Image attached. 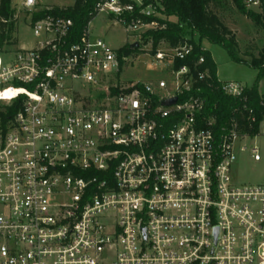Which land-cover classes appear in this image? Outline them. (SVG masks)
<instances>
[{"label":"built area","instance_id":"obj_1","mask_svg":"<svg viewBox=\"0 0 264 264\" xmlns=\"http://www.w3.org/2000/svg\"><path fill=\"white\" fill-rule=\"evenodd\" d=\"M37 5L24 0L43 40L0 52V264H264V184L232 176L251 135L206 113L205 57L148 42L165 74L129 81L131 52L91 31L107 14L139 50L170 19L164 0H99L76 42L71 18L33 20ZM220 85L246 102L247 86Z\"/></svg>","mask_w":264,"mask_h":264},{"label":"trees","instance_id":"obj_2","mask_svg":"<svg viewBox=\"0 0 264 264\" xmlns=\"http://www.w3.org/2000/svg\"><path fill=\"white\" fill-rule=\"evenodd\" d=\"M99 0H75L72 6H51L33 13V20H37L47 14L59 15L73 20L70 36L71 42H76L87 26V22L94 18V6ZM238 12L255 25L264 29V0H259V11H254L246 5L244 0H231ZM223 0H164V12L170 18L166 20V26L153 31L152 38L148 41L156 51L163 44L177 46L188 40L194 46L192 57L198 59L205 57V66L210 69L211 87L204 86L206 97V113L216 117L217 127L225 125L232 117H237L241 134L248 133L251 136L259 134L261 123L264 121V96L259 92L258 86L264 77V47L259 56H253L250 61L242 58L238 50L236 34L221 20L212 6H219ZM15 10L12 0H0V52L6 44H10L11 34L15 30ZM174 17L176 20H171ZM194 34L199 36L195 40ZM207 40L211 44L223 47L234 62L246 64L258 70V76L253 86L246 89L247 100L237 99L226 95L220 85L217 76V66L209 50L202 47L201 41ZM136 51L129 45H125L120 51L130 53ZM246 103L256 115V122L249 126V111L243 109Z\"/></svg>","mask_w":264,"mask_h":264},{"label":"rangeland","instance_id":"obj_3","mask_svg":"<svg viewBox=\"0 0 264 264\" xmlns=\"http://www.w3.org/2000/svg\"><path fill=\"white\" fill-rule=\"evenodd\" d=\"M245 2L247 0H244ZM38 8L68 7L75 0H37ZM15 10V30L11 34L10 44L3 48L2 57L4 64L12 60L17 50L35 48L44 36H35L31 28V12L24 6V0H12ZM248 8L259 11V4L251 3ZM221 20L236 34L238 50L242 58L250 61L253 56H259L264 47V29L255 25L246 16L240 14L231 0H223L221 5L212 6ZM171 20H176L174 17ZM95 38L104 39L112 48L120 49L130 41L123 27L114 24L107 14H99L90 25ZM195 40L199 36L194 34ZM202 47L209 50L217 66V76L221 82L236 81L247 87L254 85L258 76V70L246 64L234 62L228 52L219 45H214L207 40L201 41ZM162 47H166L165 44ZM151 48L148 41L140 44L139 50L131 52V59L123 77L129 81H151L165 74L166 63H157L145 50ZM144 50V51H141ZM145 53V54H144ZM144 54V55H143ZM259 92L264 96V77L259 82ZM241 145H247L246 151L239 150ZM257 145L261 160L256 161L250 152V148ZM233 179L237 184L257 185L264 184V121L261 123L259 134L237 143V160L233 167Z\"/></svg>","mask_w":264,"mask_h":264},{"label":"water","instance_id":"obj_4","mask_svg":"<svg viewBox=\"0 0 264 264\" xmlns=\"http://www.w3.org/2000/svg\"><path fill=\"white\" fill-rule=\"evenodd\" d=\"M175 102H176V98H173V99H171V100L166 101L165 104H166V105H170V104H173V103H175Z\"/></svg>","mask_w":264,"mask_h":264}]
</instances>
